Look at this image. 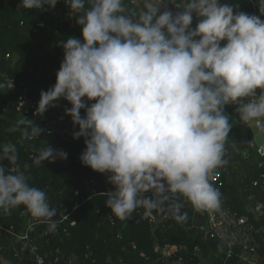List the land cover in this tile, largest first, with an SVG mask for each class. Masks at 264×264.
<instances>
[{
    "label": "clouds",
    "instance_id": "1",
    "mask_svg": "<svg viewBox=\"0 0 264 264\" xmlns=\"http://www.w3.org/2000/svg\"><path fill=\"white\" fill-rule=\"evenodd\" d=\"M58 2L20 5L49 10ZM64 2L81 38L59 43L56 83L40 92L36 111L44 114L61 99L71 105L64 112L79 128L73 139L84 138L81 163L114 188L103 193L106 207L119 221L143 208L145 217L165 213L177 223L188 219L181 198L196 212L218 210L222 194L212 178L228 162L233 127L225 106L235 105L245 123L264 121V0L259 16L221 0H142L139 12L125 0ZM8 131L28 141L44 129L23 116ZM57 159L67 153L47 145L33 163ZM17 162L16 144H0V211L23 206L55 232L57 209ZM34 227L30 221L29 231Z\"/></svg>",
    "mask_w": 264,
    "mask_h": 264
},
{
    "label": "trees",
    "instance_id": "2",
    "mask_svg": "<svg viewBox=\"0 0 264 264\" xmlns=\"http://www.w3.org/2000/svg\"><path fill=\"white\" fill-rule=\"evenodd\" d=\"M125 3L137 12L143 7L142 0H125ZM221 3L239 5L240 11L260 15L258 0H221ZM56 7L60 5L57 3ZM71 14L70 8H63L60 16L67 19L59 23L49 10H25L20 0H0V58L4 59L13 77V87H9L8 77L0 70V84L6 85L0 88V144H16L19 169L28 178L30 186L47 192L52 207L79 205L67 221L58 224V233H50L47 224L36 222L31 231L28 228L30 238L49 264H198L197 248L201 249L207 264H244L239 251L224 262L225 256L218 253L217 244L206 237L200 227L205 220L192 211L187 213L188 219L184 223L173 219L157 227L149 222V216H144L143 208L133 213L129 221H119L105 205L107 197L103 193L114 190L107 182V176L81 163L80 156L85 150L83 137L75 140L73 135L43 132L38 139L24 141L18 132L8 131L21 114L16 109L19 96L25 95L38 103L40 92L56 83V72L63 60V48L58 46L59 43L68 37L81 38V28ZM260 18L264 20V16ZM196 23L194 17L193 27ZM7 54H10L9 58H6ZM63 106L71 107L61 99ZM235 108V105L225 106L233 127L226 144L225 159L228 162L222 167L229 173L224 174L225 184L219 191L221 205L241 214L253 199L264 201V192L253 185L264 174V159L254 146H250L249 142L254 141L252 132L247 129L244 133L243 121ZM25 109L29 112L27 118L43 128L40 117L32 116L29 107ZM81 115H85L84 110ZM51 116L61 117L59 114ZM63 119L73 125L70 116ZM78 130L77 126L75 131ZM261 130L264 133V124ZM47 145L67 153V159L54 163L45 161L36 166L33 159ZM3 163L6 168L11 167L9 162ZM25 211L23 206L10 215L0 211V223L21 230L26 227L27 219H32L24 214ZM153 214L158 216L160 213ZM72 221L75 225H71ZM0 246L4 247L0 264L3 257L13 263V247L4 234H0ZM167 246H176L178 250L166 255L161 249ZM54 249L61 254L58 261ZM260 250L264 252V247Z\"/></svg>",
    "mask_w": 264,
    "mask_h": 264
},
{
    "label": "built area",
    "instance_id": "3",
    "mask_svg": "<svg viewBox=\"0 0 264 264\" xmlns=\"http://www.w3.org/2000/svg\"><path fill=\"white\" fill-rule=\"evenodd\" d=\"M60 7L55 9H49L51 15L55 16L59 23L64 22L67 17H61L60 12L63 8L69 9L64 0H59ZM73 19V14L70 15ZM225 42H222V44ZM10 54L6 55L9 58ZM9 87H13L12 82L9 80ZM259 94V92H257ZM29 107L32 110V116H39L43 123L44 132L47 134H57L61 136L73 135L77 126L70 125L68 121L64 120V117H55L48 114V112L41 114L37 112L38 103L32 98L25 95H20L16 105L17 111L21 113L29 114L25 107ZM264 121H254L251 125L258 130L256 139L250 143V146L256 148L257 154L264 159V133L261 130V126ZM218 174L212 178L213 185L221 189L224 184V174L229 173L226 168H219L216 170ZM255 187L264 192V174L253 182ZM78 195L79 192H76ZM146 195H151L147 193ZM184 212H193L195 216L203 218L205 222L200 225L204 231L205 236L217 244L218 253H222L224 262L232 258L237 251H239V258L244 264H264V252L260 250L264 247V201L253 199L252 203L246 207L244 213H238L230 207L220 205V208L211 213L209 212H196L192 206L184 201ZM78 203H75L72 207L62 204L59 208V219L56 220L57 225L63 223L69 219V217L78 208ZM138 209L137 211H141ZM173 220L170 215L160 213L158 216L152 214L149 216V222L152 226L157 227L160 223ZM36 223L37 221L27 219V225L21 230H16L14 226H4L0 223V234H4L13 247V263L10 264H49L47 257L39 250L38 245L30 238L28 231V224ZM75 221L71 222V225H75ZM114 225V221L111 222ZM57 227L55 233H58ZM48 234V233H47ZM4 250L3 246H0V253ZM167 252L172 250V253L178 250L176 246H167ZM56 255V261L60 259L61 254L59 250L54 249ZM166 253V252H165ZM171 252L168 255L172 254ZM196 255L199 258L198 264H207L202 251L197 248ZM3 263L9 262L7 258H2Z\"/></svg>",
    "mask_w": 264,
    "mask_h": 264
},
{
    "label": "crops",
    "instance_id": "4",
    "mask_svg": "<svg viewBox=\"0 0 264 264\" xmlns=\"http://www.w3.org/2000/svg\"><path fill=\"white\" fill-rule=\"evenodd\" d=\"M43 91H46V90H43ZM57 103H58V105H59L58 107L50 108L47 112H48L49 114H51V115L59 114L61 117H65L66 115H65L64 110H65V108H69V107H68V106H67V107H66V106L61 107V100L58 101ZM89 103H94V102L92 101V102H89ZM23 116H26V117H27L26 114L21 113L19 118H21V117H23ZM251 123H252V122H247V123L243 122V125H244V127H246L247 129H250V131L252 132V135H253V139H256V133L258 132V130H257L256 128H254V127L251 125Z\"/></svg>",
    "mask_w": 264,
    "mask_h": 264
},
{
    "label": "water",
    "instance_id": "5",
    "mask_svg": "<svg viewBox=\"0 0 264 264\" xmlns=\"http://www.w3.org/2000/svg\"><path fill=\"white\" fill-rule=\"evenodd\" d=\"M169 7L171 8V5H169ZM173 11H175V9H172ZM0 70L8 77V80L12 81L13 77L11 76V74L8 72L7 67H6V63L4 61V59L0 58ZM260 90L257 89V92H259ZM58 150V149H56ZM60 160V159H57ZM57 209L58 215L56 217H54L55 220L59 219V214H60V210L58 207H55ZM180 253H178L179 255Z\"/></svg>",
    "mask_w": 264,
    "mask_h": 264
},
{
    "label": "rangeland",
    "instance_id": "6",
    "mask_svg": "<svg viewBox=\"0 0 264 264\" xmlns=\"http://www.w3.org/2000/svg\"><path fill=\"white\" fill-rule=\"evenodd\" d=\"M70 19H71V18H70ZM243 127H244V126H243ZM243 131H244V133L246 134V132H247V128L244 127V128H243ZM256 135H257V133H256ZM253 140L255 141V139H253ZM254 141H250L249 144H250L251 142H254ZM255 142H256V141H255ZM166 248H167V247L162 248L161 251L166 252V255H168L170 252L172 253V250H169V252H167ZM73 261H75V260L73 259ZM6 264H10V262H7Z\"/></svg>",
    "mask_w": 264,
    "mask_h": 264
}]
</instances>
